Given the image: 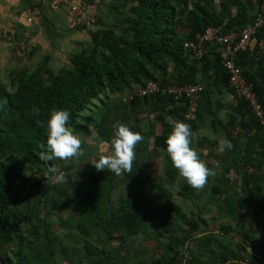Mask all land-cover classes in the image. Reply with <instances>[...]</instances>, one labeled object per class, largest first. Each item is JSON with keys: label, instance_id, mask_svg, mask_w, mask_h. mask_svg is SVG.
<instances>
[{"label": "trees", "instance_id": "obj_1", "mask_svg": "<svg viewBox=\"0 0 264 264\" xmlns=\"http://www.w3.org/2000/svg\"><path fill=\"white\" fill-rule=\"evenodd\" d=\"M254 1L257 0L219 3L215 0H108L106 7L121 32L105 24L99 16L95 28L88 31L89 43L69 57L67 66L55 72L48 67V57H45L34 71L22 68L12 72L8 86L0 82V264H77L78 258L88 264H121L116 251H107V245L116 241L121 246L130 237L148 231L147 225L158 226L155 230L159 236L167 237L164 248L167 255L156 262L176 264L180 249L193 240L199 223H205L186 215L173 200L172 189L154 181L142 162L150 150L165 151V139L173 127L168 120L174 117L182 121L183 108L167 109L172 101L169 96L136 97L130 103L124 102L123 96L151 81H158L162 86L195 85L200 83L199 75L207 74L212 68L214 85L234 94L219 56L214 53L217 57L212 63L205 50L199 61L184 44L207 28L224 23V32L240 31L255 16L251 17ZM78 3L91 5L92 0H77ZM255 38L264 40V28ZM237 63L252 83L264 111V90L259 82V77L264 79V52L257 56L240 51ZM255 64L258 71L251 73V65ZM236 99L232 120L226 129L233 147L226 152H239L248 132L254 130V133L244 149L246 160L232 158L224 173L226 182L230 169L240 174L246 204L258 221L264 214L263 132L249 103L243 98ZM142 105L154 107L155 117L135 146V159L129 171L116 175L90 164L79 172L77 180L66 176L59 185L53 183L52 178L70 166H59L63 159L46 157L47 130L42 122H46L52 110L69 111L66 123L80 138L83 153L82 142L92 135L93 129L98 140L110 149L113 124L117 121L138 132L134 115ZM199 107L200 103L196 114ZM34 108L39 112H34ZM194 122L193 119L188 122L191 131ZM237 126L243 133H231L230 129ZM256 147L258 152L252 159ZM163 167L164 177L170 184L174 183L179 178L178 170L170 159ZM249 167L252 172L247 171ZM31 176L37 178L38 192L32 195L34 201L29 199L26 210L17 211L21 193ZM220 192L223 193L222 189ZM113 196H117L116 201ZM234 198L229 194L223 200L229 218L236 213ZM43 207L66 210L70 214L61 223L78 234L80 248L60 243L51 228L42 230L45 227L41 217ZM176 221L180 226H176ZM178 227L186 228L185 237L175 234ZM232 230L229 225L219 228L224 236ZM245 236L249 238V233ZM201 243L204 254L199 251L188 264H260L244 260L214 237Z\"/></svg>", "mask_w": 264, "mask_h": 264}, {"label": "crops", "instance_id": "obj_2", "mask_svg": "<svg viewBox=\"0 0 264 264\" xmlns=\"http://www.w3.org/2000/svg\"><path fill=\"white\" fill-rule=\"evenodd\" d=\"M49 1L0 0V62H9L11 57L7 53L12 46H14L17 56H22L26 48L31 55H36V57L41 55L43 58L48 57V67L56 72L63 66H67L68 59L72 54L89 43V29L72 28V16L68 13V10L59 8L52 11L49 8ZM254 4L251 12L252 18L258 10L259 1H254ZM98 5L99 8H97ZM100 5H102L101 0H95L92 1L91 5L88 4L86 7H82V16L85 22L88 16L95 14H98L105 24L108 20L114 19L107 7L102 9ZM103 5L106 6V3H103ZM23 45L25 46L24 49H22ZM206 55L212 63L217 57L211 45L206 47ZM255 70H257L256 64L251 65V73H255ZM257 77L259 76L257 75ZM213 79V68L207 74L199 75L200 83L198 84L201 85L202 92L205 91L206 93L201 92L199 95L198 103H200V107L198 113H195L193 117L195 122L192 130L191 147L196 150L201 161L214 170L215 174L208 177L205 185L199 189L188 185L186 180L180 175L169 186L173 191L174 197L179 196L180 201L177 202V205L182 211L205 223H199V229L193 235V240L187 241L184 248L180 249L176 264H188L191 257L199 251L203 255L201 241L210 237H214L230 246L244 260L259 261L260 264H264V214L260 215L258 221L254 220L252 209L246 204L247 195L243 191L240 174L230 169L228 172L229 180L226 182L227 175L224 173V170L231 164L232 158L241 157V159H245L244 149L248 138L251 137V134L253 135L254 130L248 132L247 137L243 141V149L239 152L228 154L226 150L223 153L219 151V142L227 138L226 129L232 120V108L237 103V96L235 97L233 93L216 87ZM259 82L264 90V79L259 77ZM145 108L141 107L136 112L137 118L142 117L148 111L154 113V116L150 119L148 118L149 120L144 123L141 122L143 125L139 124L141 131H139L138 127V132L140 134L146 131L149 122L153 121L155 117L154 107ZM171 118L172 120L169 119L168 121L173 124L176 119L174 117ZM230 131L238 135L241 132L243 133L238 126L230 129ZM257 152L258 148L255 154L252 155V159L256 158ZM155 153L158 152L150 150L144 156L145 165L149 166L154 161L150 154ZM161 153H164L163 160L165 164L169 157L165 151H159L158 154ZM249 168L252 169L251 167ZM230 172H233L235 177H230ZM152 175L151 177L154 181L155 179H160L161 181L163 178L156 177L154 173ZM220 189H222L223 193L220 192ZM229 194L235 197L233 204H236L237 207L236 213L232 218H229L227 209H224L225 206L223 204V200ZM227 225L232 227L233 230L227 236H224L220 233L219 228ZM176 226H180L177 221ZM157 227L156 225H147L148 231L130 237L121 246L117 244L116 248V245H111L113 243L111 242L106 249L107 251H110V248L114 249L116 251L115 256H119L121 264H133L136 262L159 264L156 260L167 255L164 251L167 237H160L155 230ZM246 232L249 233V238L245 236ZM175 234L179 237H185L187 230L185 227H178ZM142 238L145 240L142 241ZM187 248L189 250H186ZM79 264H88V262L80 258Z\"/></svg>", "mask_w": 264, "mask_h": 264}, {"label": "built area", "instance_id": "obj_3", "mask_svg": "<svg viewBox=\"0 0 264 264\" xmlns=\"http://www.w3.org/2000/svg\"><path fill=\"white\" fill-rule=\"evenodd\" d=\"M76 1L50 0L49 5L55 8L67 3L69 11L73 15L72 24L76 26L93 22L94 15L90 16L85 22L82 16L83 8L80 3L76 4ZM224 25L207 28L203 34L196 35L193 40L186 42L184 48L191 51L197 60L202 61L206 46H213V51L219 56L220 64L228 76V85L237 97L243 98L249 103L251 113L258 120L264 138V111L253 92L252 83L243 75V70L237 63V56L240 51H248L250 55L257 56L262 55L264 52V40H256L255 38L256 33L264 28V0L259 1L258 10L253 20L240 31L224 32ZM24 48L23 45L22 49ZM202 90L200 84L162 86L158 81H151L144 86H136L126 92L123 101L130 103L136 97L169 96L172 101L167 104V109L182 107V122L188 124L197 111L199 95ZM247 171L251 172L252 169L247 168ZM230 173V177H235L233 172Z\"/></svg>", "mask_w": 264, "mask_h": 264}, {"label": "clouds", "instance_id": "obj_4", "mask_svg": "<svg viewBox=\"0 0 264 264\" xmlns=\"http://www.w3.org/2000/svg\"><path fill=\"white\" fill-rule=\"evenodd\" d=\"M39 112V109H33ZM70 113L66 109H54L50 112L46 122H42L47 130L46 157L71 158L78 156L81 149V140L67 126ZM172 120V118H169ZM191 126L182 121H174L172 131L165 139V152L172 166L178 170L187 184L195 189L202 188L208 177L214 175V170L205 165L199 158L196 150L191 147ZM143 139L139 132L131 130L128 124L117 121L113 124V135L110 141L111 151L90 162L95 169L111 171L116 175L129 171L135 159V146ZM230 140L222 139L218 144L221 153L231 150ZM57 180L63 179V174H57Z\"/></svg>", "mask_w": 264, "mask_h": 264}, {"label": "rangeland", "instance_id": "obj_5", "mask_svg": "<svg viewBox=\"0 0 264 264\" xmlns=\"http://www.w3.org/2000/svg\"><path fill=\"white\" fill-rule=\"evenodd\" d=\"M66 1L68 2V0H66ZM92 1H95V0H92ZM107 1L108 0H101L102 5H100V8H102V9L106 8V6H104L103 3H107ZM215 1H216V3H219V2H222L225 0H215ZM48 4H49V2H48ZM81 6L86 7L87 5H83V3H82ZM49 8L52 11H55L59 8H64V9L68 10L69 14H71L69 9H68L67 3H63V4H61L55 8H52L49 5ZM97 8H99V5ZM71 16L73 19L72 14H71ZM90 16H88V18ZM98 17H99V15L95 14L94 21L89 22L88 24L87 23L78 24L76 26V25L72 24V22H71V27L72 28H74V27L78 28L81 25H85L86 30L87 29H93V28H95L94 25L97 23ZM106 24L114 26L118 32H121V27H120V25H116L115 20H108L106 22ZM86 30H85V32H87ZM24 50L25 51H23L24 54L22 56H17L14 46H12L11 49L8 50V53H7L8 56L11 57V58H9V62L8 63L0 62V82L3 85L8 86L9 81H10V75L12 72L20 70L22 68H26L28 71H34L42 63L43 57L41 55H38V57H36V55L29 54L28 49L25 48ZM3 55H5V54H3ZM142 107H146L145 109H148L147 106H145V105H142ZM153 116H154V113H151L149 111L145 112L144 115H142V117H140V118H137L136 115H134V117L136 118V121L134 123L137 126V131H138L139 124H141V122L144 123L146 120H149ZM141 125H143V124H141ZM139 131H141L140 127H139ZM82 146H83V153L79 154L77 157H73L71 160H69L68 158H65V159H63L62 163L61 162L59 163V166H62V165H69L70 166V169H67L63 172H59V174H63V179L67 178L66 176H68L70 178V180H72V181L77 180L79 172H81L84 169H87V166L91 164L90 162L92 161V159L97 158L99 155H101V156L107 155L111 151L110 147L107 144L101 143L98 140V137L96 136L94 129H93L92 135L83 140ZM158 153L150 154V157L154 158V161L151 162L149 164V166L145 165L144 162H142V166L149 171L151 176H153L152 173H154L156 175V177H158V178L163 177L161 179V181H160V179H155V181L162 182V184L165 186H171L173 183L170 184L168 179H166L164 177V174H163V168H164L163 167L164 166L163 154L164 153H161V154H158ZM56 177L57 176L52 178L53 183L55 185H59L61 180H57ZM36 182H37V178L35 176H31L29 178V184L27 185V188L21 193L20 200H19V203H18L17 208H16L17 211L26 210V207L28 206L27 204L29 202V199L31 200V198H32L34 201V198L32 195L36 194L38 192V189H39V186L36 184ZM116 197L117 196H113V200L116 201ZM173 200L177 204V202L180 201V198H179V196H175L173 198ZM185 214L188 215L187 212ZM41 217H43L44 222H45V227L42 228V230H45L46 228H51L52 230L55 231L56 235L59 237L60 243H62L64 245L67 244L68 246L71 244V246L73 245L74 247H79V248L81 247L82 243L79 240L80 238H79L78 234H76L75 231H71L66 226H63L61 223V221H65L70 217V214L66 210H61V211L50 210V209H46L45 207H43L42 211H41ZM144 240L145 239L142 238V241H144ZM117 244H118V242L113 241V243L111 245H116L115 246V248H116ZM110 250H114V249L110 248ZM82 254L84 255L83 252H82ZM79 259L80 258H78V260H77L78 264H79ZM65 264H67V263H65Z\"/></svg>", "mask_w": 264, "mask_h": 264}]
</instances>
